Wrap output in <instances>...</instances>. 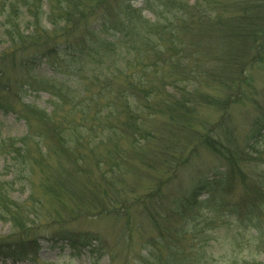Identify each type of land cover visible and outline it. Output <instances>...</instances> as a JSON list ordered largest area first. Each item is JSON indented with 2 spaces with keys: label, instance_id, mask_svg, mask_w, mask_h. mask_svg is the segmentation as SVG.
Wrapping results in <instances>:
<instances>
[{
  "label": "trees",
  "instance_id": "obj_1",
  "mask_svg": "<svg viewBox=\"0 0 264 264\" xmlns=\"http://www.w3.org/2000/svg\"><path fill=\"white\" fill-rule=\"evenodd\" d=\"M135 1L0 0L5 35L9 48L14 49L0 56V64L15 62L30 71L36 70L35 60L44 58L55 69L58 80H63L53 85L57 88L53 91L55 104H68L67 111L60 117L28 106L25 118L29 120L34 113L51 126L57 148L73 160L74 173L91 171L86 162V150L91 147L96 164L111 168L105 171L112 175L106 187L95 184L107 198L109 189L116 185L119 194L125 192L116 183L118 173L125 175L136 158L142 162L155 185L138 201H152L148 217L157 232L140 259L142 264H212L214 259L204 251L195 252L196 247L207 245L208 232L216 233L227 223L232 226L235 218L239 227L264 233V212L261 208V213L257 212L264 197V168L252 178L246 169L248 147L255 136L264 141V114L253 119L251 136L241 148L229 113L230 106L245 97L247 87L252 86L249 69L264 61V0H159L156 4L144 0L146 5L141 7H136ZM145 9L155 18L145 16ZM45 18L50 29L43 25ZM23 19H28L25 30ZM47 40L50 47L44 45ZM37 44L42 48L37 49ZM32 47L35 51L28 54ZM113 65L117 77L114 90L109 76ZM83 90L89 92L86 97ZM112 92L115 94L110 98ZM206 106H216L221 115L197 127L202 122L198 111ZM30 137L3 139L0 156L9 157L12 166L28 165L23 151ZM110 143L114 144L105 151ZM202 147L222 160L225 168L212 174L198 169L187 184L177 182L191 172L192 159ZM47 178H51L47 179L50 184L51 174ZM59 179L53 175V180ZM235 181L247 193L231 202L224 195ZM57 184L51 183L48 192L53 193ZM61 184L70 189L77 183L69 178ZM165 185L169 190L162 193ZM4 192L0 185V220L12 222L13 231L0 235V255L12 248H36L38 237L62 240L73 250L95 252L99 237L71 228L59 212L54 222L41 225V232L37 231L41 226L32 227L34 222L27 226L26 215L39 214L38 207H28L36 202L27 200L20 207ZM203 193L207 197L200 199ZM92 195L103 200L96 192ZM117 199L132 206L133 200L127 196ZM85 208L90 207L76 209L82 212ZM121 212L117 210V215Z\"/></svg>",
  "mask_w": 264,
  "mask_h": 264
},
{
  "label": "rangeland",
  "instance_id": "obj_2",
  "mask_svg": "<svg viewBox=\"0 0 264 264\" xmlns=\"http://www.w3.org/2000/svg\"><path fill=\"white\" fill-rule=\"evenodd\" d=\"M153 2L156 4L159 3V0H153ZM134 4L136 7L146 5L144 0H136ZM143 13L148 18H155L153 13L147 9ZM3 20V16H0V56L11 54L14 50L9 48ZM27 20H22V30H25L24 24ZM43 25L47 29L51 27L46 18L43 20ZM44 45L50 47L51 43L44 42ZM34 46L37 49L42 48L40 44ZM28 50H30L29 54L34 52L35 48L32 47ZM35 62L36 70L30 71L15 62L0 64V144L5 138L13 137L19 141L26 138L27 135H31L25 141V150L23 151L28 159V165L21 163L12 166L9 157L0 156V185L5 188L4 194L8 196L6 198L19 203L20 207H22L21 205L25 206L27 200L36 202V205H28V207H32L33 210L38 207L39 214L37 217L26 215V218L28 217V221L25 222L27 226L33 222V228L52 223L59 212L62 217H65L63 219L71 228L92 232L99 237V240L96 241L95 252H91L87 248L73 250L69 244H65L62 240L57 242L46 237H38V247L23 251L16 248L7 250L0 255V264H142L140 259L147 254L148 242L157 232L148 217L149 210L153 208L152 201L147 199L138 201V199L141 195L149 192L150 186L155 183H150L149 173L144 170L142 162L136 158L127 167L125 175L118 173L116 183L118 188L124 189L125 192L119 194L116 185L112 190L109 189L110 196L107 198L103 191L100 193L95 184L103 183L106 187L112 175L106 174L105 171L110 167L103 163L96 164V152L91 147L86 150L88 155L86 162L91 165V168L89 167L91 171L86 174L83 171L74 173L73 160L57 148L56 134L51 126L42 122L34 113L30 114L29 120L25 118V109L28 106L45 110L49 114L54 112V116L59 115L60 117L63 116L64 111H67L68 104L56 106V96L53 94V91L57 90L53 85L57 86V83L63 80H58L59 75L49 63L45 62L44 58L35 60ZM107 63L110 64V61ZM248 72L252 86L247 87L245 97L237 103H233L229 108L231 129L241 148L246 145L251 136L253 119L264 114V61L252 66ZM109 76L113 80L110 87L114 90L117 88L114 65ZM87 79L90 80L91 77ZM75 87L78 86L75 85ZM82 93H84L83 97L89 94L86 90H83ZM114 94L112 92L110 98ZM39 113L41 112L39 111ZM220 115L221 110L216 106L200 108L198 116L202 122H199L197 127L216 121ZM44 121L48 122L47 119ZM102 138L105 140L103 136ZM17 144L18 146L22 145L21 142ZM113 144L106 145L105 151H109ZM125 145L128 147L129 153L133 154L131 153L133 149L130 148L128 142ZM104 148V145H101V149ZM248 150L246 169L252 178V176H257V171L264 168V141L258 140V136H255ZM48 151L51 152V155ZM192 162L191 172L183 174L177 182L180 180L184 183L188 182L190 176L195 175L198 169L206 170V173L212 174L215 170L225 168L224 162L205 147L197 152ZM115 169L116 167L114 171ZM141 170L143 171L139 173ZM50 174L51 183H58L57 189L53 193H49L47 190L51 184L47 183V179L49 181L51 179L47 178ZM53 175L60 179L53 180ZM115 175L117 176V173ZM69 178L74 179L77 184L70 189H65L61 181L66 182ZM234 185L224 195L231 202L244 198L247 193L239 181H235ZM162 189L164 191L162 193H165L169 187L165 185ZM93 192L100 195L103 200L95 199L96 197L92 195ZM120 195L133 200L131 201L132 206H129L130 204L128 205L124 199H117L120 198ZM206 197L207 193H203L200 199ZM118 200L124 203L118 204ZM260 200L259 209L255 208L259 213L262 210L264 212V197ZM80 205L90 208L82 209L80 212L76 209ZM98 209H104V212L100 213ZM117 210H122L121 214L117 215ZM243 210H245V206ZM87 211L91 212L86 214ZM66 212H69L68 215ZM232 220V226L227 223L216 233L208 232L211 237H209L207 245L201 249L196 247L195 252L200 254L204 251L206 256L214 259L212 264H264V233L248 231L244 225L239 227L240 223L235 218ZM12 225V222L0 220V235L11 233ZM42 227L37 231L41 232ZM200 238L204 239L205 236ZM199 246L202 245L199 244Z\"/></svg>",
  "mask_w": 264,
  "mask_h": 264
}]
</instances>
